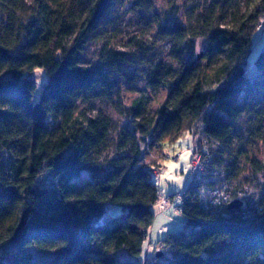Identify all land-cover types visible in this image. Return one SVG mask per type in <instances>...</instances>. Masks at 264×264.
I'll return each instance as SVG.
<instances>
[{"label":"trees","instance_id":"1","mask_svg":"<svg viewBox=\"0 0 264 264\" xmlns=\"http://www.w3.org/2000/svg\"><path fill=\"white\" fill-rule=\"evenodd\" d=\"M117 2L0 0V264H38L32 250L54 255L46 264H157L138 261L162 199L141 143L162 146L190 132L207 142L203 164L211 145L234 144L233 121L264 88V74L250 81L245 72L253 36L264 34V0H218L193 27H160L171 63L153 62L146 80L153 90L168 86L167 100L156 117L139 104L133 131L120 129L112 142V119L78 104L119 88L103 67L82 62ZM196 38L207 39L202 59ZM254 65L264 71V50ZM37 69L47 78L39 96L26 78ZM46 172L50 181L39 182ZM213 185L205 175L190 179L179 206L184 228L158 246L170 252L163 264H264V195L256 207L223 210L205 195Z\"/></svg>","mask_w":264,"mask_h":264},{"label":"rangeland","instance_id":"2","mask_svg":"<svg viewBox=\"0 0 264 264\" xmlns=\"http://www.w3.org/2000/svg\"><path fill=\"white\" fill-rule=\"evenodd\" d=\"M217 1L118 0L115 4L103 25L101 41L86 44L82 62L87 66L103 67L111 80L117 79L115 84L119 83V88L113 89L112 98L100 97L89 104H78L80 111H84L89 117L103 113L112 119V127H115L111 136L112 142L120 129L133 131L134 114L139 104L145 114L156 117L158 110L167 100L170 90L168 86L153 90L146 80L153 62L171 63V46L159 33L160 27H193L197 24L199 15ZM240 6L243 13L248 10L245 4ZM194 45L193 52L202 55V59L208 46L207 39L196 38ZM263 50L264 34L258 30L253 36V45L248 56L249 65L245 67L246 77L250 81L264 74V71H259L254 65ZM114 53L119 54L117 57L120 60L117 62L113 61L117 58ZM218 58L215 56L213 61L216 62ZM109 62H112V66H106ZM205 63L208 64V60H205ZM26 78L34 81L39 96L47 82L44 71L37 69L27 74ZM212 87L214 88V85ZM248 103V113L233 121L236 135L234 144L230 147L211 145L212 155L202 164L201 176H206V182L214 183L205 191V195L210 201V192L220 189L222 196H229L231 199L227 209H230L231 204H239L238 208L256 207L264 195V88L255 90ZM193 127L197 129L198 126ZM192 145L193 136L190 132L170 142L164 141L162 146H155L149 151L141 143V164L150 170L151 180L158 186L162 199L153 207L155 220L149 231L144 256L138 260L139 263L146 260H158L157 264L169 262L166 257H170L169 250L158 246L169 234L184 228L185 218L178 213L177 208L182 205L181 194L188 186L196 159V155L192 156L189 151ZM168 151H179L182 158L179 161L168 160L164 156V152ZM114 154L115 148L112 147L104 153V157H112ZM88 178L89 173L83 172L82 180L86 181ZM45 181H50L47 172L39 178V182ZM31 252L35 263L38 264H46L54 257L52 254L39 253L36 250ZM158 253L162 254L161 258H158Z\"/></svg>","mask_w":264,"mask_h":264},{"label":"built area","instance_id":"3","mask_svg":"<svg viewBox=\"0 0 264 264\" xmlns=\"http://www.w3.org/2000/svg\"><path fill=\"white\" fill-rule=\"evenodd\" d=\"M147 150L149 151L150 148L147 147ZM190 153L192 154V156L196 155V159L193 162V169L191 172V178L190 179H197L201 177V170H202V161H201V156L206 154L208 151V145L207 142L203 141V142H193V145L189 148ZM196 152V154H194ZM167 154V155H165ZM164 156H166V158L168 160H172V161H179L182 158V153L177 151V152H172V151H168V152H164ZM220 189H214L210 192L211 194V198H210V204L214 207H222L224 209H227V206L230 205L231 199L226 196H222V192L219 191ZM183 196V194L181 195ZM177 211L179 214H183V208L182 207H178ZM106 214L104 215V217L100 220V222L104 221Z\"/></svg>","mask_w":264,"mask_h":264},{"label":"water","instance_id":"4","mask_svg":"<svg viewBox=\"0 0 264 264\" xmlns=\"http://www.w3.org/2000/svg\"><path fill=\"white\" fill-rule=\"evenodd\" d=\"M239 206H240L239 204H231L230 209H237ZM157 256H158V257H161L162 254H161V253H158Z\"/></svg>","mask_w":264,"mask_h":264}]
</instances>
